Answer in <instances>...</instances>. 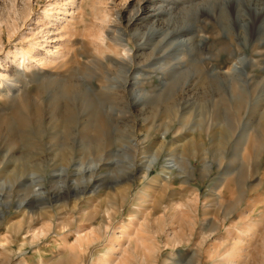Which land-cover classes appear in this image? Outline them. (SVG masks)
Instances as JSON below:
<instances>
[{
	"label": "rangeland",
	"instance_id": "374dc122",
	"mask_svg": "<svg viewBox=\"0 0 264 264\" xmlns=\"http://www.w3.org/2000/svg\"><path fill=\"white\" fill-rule=\"evenodd\" d=\"M63 82L127 95L107 146L51 129ZM262 119L264 0H0V264H264Z\"/></svg>",
	"mask_w": 264,
	"mask_h": 264
},
{
	"label": "bare ground",
	"instance_id": "6f19581e",
	"mask_svg": "<svg viewBox=\"0 0 264 264\" xmlns=\"http://www.w3.org/2000/svg\"><path fill=\"white\" fill-rule=\"evenodd\" d=\"M138 19H139V17L137 16L136 20H138ZM100 70H101V68H100ZM83 73L86 74L85 72H83ZM174 84H175L174 82L172 84H170V87H173ZM49 85H50V87H48ZM49 85L48 84L40 85L37 87V89L39 92H41L46 87L51 88V84H49ZM52 90H54L57 97L60 99L61 98L71 99V96L75 93H78L77 96H81V98H83V104L80 105L79 107L75 106V105L73 107H71L69 105H68L69 107L68 106L66 107V108H68L67 109L68 110L67 116H66V114L62 115L59 112L60 111L59 109H58L59 111L56 113L55 112L53 113L51 111L52 114L50 113V116H51V119H52L51 122L53 125V126L51 125L52 126L51 129L54 132H59V133H62V134L67 136L68 134H70L72 129L77 130V132L80 133L83 140L87 139L86 140L87 145L92 146V148L95 151L100 150V148L102 146L103 147L107 146L110 143V136H111L110 124H112L111 123L112 122L111 117L113 114V108H111L110 110H106V109H104V105L109 103V102L110 103L114 102V100H117L119 98L124 100L125 95H122L119 97V95H117V94L110 93L111 91L110 92L101 91V93H99L97 95L95 94L93 97H91V96H89L90 94L88 95V93H86L85 91L82 90L81 86L77 82H73V83L63 82V83L57 84V86H55L54 89H52ZM66 108H65V110H66ZM169 110L170 109H168V110L166 109V112ZM41 120L42 119H38V118H29V117L26 118V117H24V114H18L15 116V123L13 125H11L10 123L9 124L7 123V127H8L7 133L11 134L10 137L12 139L16 140V142L18 140L21 144H23V147L25 145V146H27L26 148H28V147L30 148V147H32V143H34V142H31V140H30L31 136L30 135H31V133H34V132H35L34 134H37V135L40 134L41 128H42L43 123H44ZM260 127L261 128L264 127V119H262V123H261ZM217 136H218V134H217ZM221 136H220V138H221ZM59 156H60L61 160L67 158L68 151L67 150L60 151ZM29 160H30V156L24 155V156H21L19 158H14L13 163H16L23 170V169L30 167ZM250 227H251V222H247L245 225V228H250ZM245 235H246V233H245V231H243V229H240V230L237 229L235 235H233L231 237V240L229 241V245L231 247V250H227L223 254V256H221L220 259H222V258L226 259L227 257H229L230 253H231V251H233V248L236 245L238 239H243V237ZM101 264H112V263L109 262L108 260H104L103 262H101Z\"/></svg>",
	"mask_w": 264,
	"mask_h": 264
}]
</instances>
